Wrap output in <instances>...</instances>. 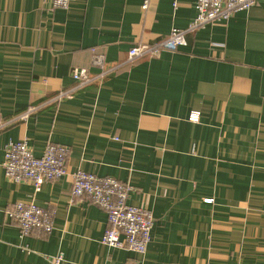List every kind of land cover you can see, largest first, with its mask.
I'll return each mask as SVG.
<instances>
[{
  "label": "crops",
  "instance_id": "1",
  "mask_svg": "<svg viewBox=\"0 0 264 264\" xmlns=\"http://www.w3.org/2000/svg\"><path fill=\"white\" fill-rule=\"evenodd\" d=\"M145 1L0 0V264H264V0L131 62L197 15V0ZM22 141L35 157L67 147L68 174L39 193L11 182L5 148ZM79 170L135 189L128 204L154 218L144 257L102 244L107 214L71 201ZM16 202L44 208L52 233L22 237Z\"/></svg>",
  "mask_w": 264,
  "mask_h": 264
},
{
  "label": "built area",
  "instance_id": "2",
  "mask_svg": "<svg viewBox=\"0 0 264 264\" xmlns=\"http://www.w3.org/2000/svg\"><path fill=\"white\" fill-rule=\"evenodd\" d=\"M50 2L52 9H69L74 0H43ZM259 0H197V15L187 31L173 29L170 36L154 46L139 45L128 52L129 61L154 57L163 51H177L187 45L186 34L207 26L228 22L236 14L248 11ZM148 0L143 5L147 10ZM94 65L102 69L97 77H103L105 61L95 56ZM95 77V78H97ZM73 79L81 86L93 82L85 69L73 71ZM64 96H66L64 94ZM30 109L21 118L27 119ZM201 114L193 112L190 121L198 123ZM69 149L65 146L48 145L41 157H35L26 141L10 143L5 148L3 169L5 175L13 183H29L39 193L46 182L62 179L68 174L67 160ZM71 201L87 199L100 207L107 214L108 227L103 235L102 244L120 250H128L140 257L147 253L152 240L154 218L150 211L128 204L135 189L113 178H101L84 171L72 173ZM9 216L20 229L22 237L32 234L46 236L54 229L49 213L34 202H16L9 211ZM63 256L56 257L53 264H61ZM141 264V263H136Z\"/></svg>",
  "mask_w": 264,
  "mask_h": 264
}]
</instances>
